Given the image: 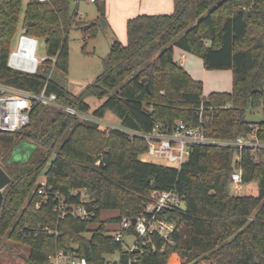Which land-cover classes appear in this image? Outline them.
Segmentation results:
<instances>
[{"label":"trees","instance_id":"16d2710c","mask_svg":"<svg viewBox=\"0 0 264 264\" xmlns=\"http://www.w3.org/2000/svg\"><path fill=\"white\" fill-rule=\"evenodd\" d=\"M72 1L28 0L23 6L22 0H0V85L32 95L54 93L59 103L89 114L82 94L49 75L53 66L68 69L74 23L86 38L93 37L103 18L102 5L96 20L75 22ZM173 1L172 13L126 20V43L112 42L102 73L83 89L102 99L91 115L102 119L111 112L121 128L141 133L156 124L171 132L182 122L210 138L234 140L254 131L264 141V119L245 118L248 109L264 111V0ZM19 28L44 40L47 58L34 73L8 66ZM175 47L199 57L206 69L231 70V89L203 94L201 80L174 60ZM24 140L33 149L26 159L10 162L14 146ZM146 150L136 134L99 129L95 121L32 98L29 123L15 133H0V166L10 178L3 189L0 239L27 246V264H50L57 250L83 256L89 264H111V255L126 264L134 253L108 232L123 217H137L151 191L174 190L184 203L163 214L178 222L171 242L156 234L142 237L155 249L141 243L138 263L264 264V146L239 150L192 143L180 167L141 159ZM235 170L242 185L257 184V195L230 192ZM41 176L44 193L38 192ZM76 189H85L96 205L88 221L60 217L53 209L54 191L77 201L78 195H70ZM105 211L116 213L103 218Z\"/></svg>","mask_w":264,"mask_h":264},{"label":"built area","instance_id":"2783aa9c","mask_svg":"<svg viewBox=\"0 0 264 264\" xmlns=\"http://www.w3.org/2000/svg\"><path fill=\"white\" fill-rule=\"evenodd\" d=\"M41 2L48 0H38ZM79 3L81 0H73ZM95 2L96 0H87ZM38 38L27 35L23 31L19 34L16 48L12 50L8 57V66L23 72L34 73L39 64L47 57L38 58L36 55ZM30 50L31 57L27 55ZM184 54L179 59V64L183 62ZM54 61V58H52ZM31 63L32 67H27ZM36 99L42 105L61 108L68 113L77 115L80 119L92 120L98 123L99 129H105L102 119L77 111L72 107L65 106L57 101L54 93L45 94L42 90L37 95H32L26 91L0 85V133L12 134L29 123V110L31 108V99ZM109 128H120L130 134H136L142 137L147 143L146 154L161 159L164 164L180 167L189 156V147L192 143L218 144L236 146L239 150L242 147L264 146V141L256 138L254 131L248 137H238L234 140H222L210 138L205 135L200 127H187L179 122L171 132H165L156 124L150 132H135L129 129H123L120 126ZM143 159V158H141ZM233 188L241 189V174L235 170L231 174ZM39 193L45 192L44 180L40 182ZM54 198L53 209L60 217L71 216L81 221L90 220L94 214L96 205L92 203L85 189H76L70 191L71 196L78 195L77 201L66 198L58 191L52 193ZM183 195L174 190H154L148 195L147 202L140 214L132 223V218L123 217L113 231L108 232L116 241L125 243L128 253H134L128 258L126 264H140L137 262V253L143 252V244H149L151 249H155L154 243L150 238L142 240V237H149L156 234L164 241L171 242V235L175 231L178 222L174 218H168L166 212H171L183 206ZM132 229V230H131ZM132 231V232H130ZM145 241V242H144ZM50 264H89L83 256L72 255L69 252L57 250L51 257ZM111 264H121L117 258H111Z\"/></svg>","mask_w":264,"mask_h":264},{"label":"rangeland","instance_id":"374dc122","mask_svg":"<svg viewBox=\"0 0 264 264\" xmlns=\"http://www.w3.org/2000/svg\"><path fill=\"white\" fill-rule=\"evenodd\" d=\"M28 0H22L23 6ZM97 0V2H89L87 0H81L79 3L71 2V9L77 10V17L75 22H81L88 24L91 21L96 20L99 17V7L104 6L103 18L99 19L97 25L96 34L93 37H85L81 29L74 23L68 33V69L66 72L55 68L50 69V77L62 84L68 91L75 95L82 94V98L90 105L91 111L102 101L92 95L83 94V89L86 85L91 83L97 76L103 71V60L108 56L111 44L114 40L120 42V33L125 32V16L127 14L126 3L120 0ZM101 19L105 22H111L108 25H103ZM77 22V23H78ZM115 27V31L110 27ZM22 32L20 28L16 32L11 45V51L16 48L17 39ZM84 46V47H83ZM182 51L176 50L174 56L178 60L179 54ZM187 55V58L196 57L193 54L183 52ZM36 55L38 58L46 57L45 43L43 39H38ZM199 59V58H198ZM41 65V63L39 64ZM193 75L196 79L201 80L203 84V94L212 90H229L232 86V74L229 69H202V63L194 66ZM194 77V78H195ZM90 111V112H91ZM89 112L88 115H91ZM245 118L249 121H259L264 119V111L261 108L248 109L245 113ZM101 127H113L119 126L118 118L111 112H107L106 116L102 118ZM66 136V135H65ZM64 136V137H65ZM63 137V138H64ZM29 141V140H27ZM141 158L154 163L164 162L161 159L152 157L143 153ZM23 159L14 160L19 162ZM41 176L38 182L43 181ZM230 192L239 195H257V184L251 182L241 186V189L237 190L231 186ZM115 211H105L102 213V217H109L115 214ZM28 247L20 244L7 237L0 239V264H27L25 258L27 257ZM110 258H116V255H111ZM197 264H208L206 261H201Z\"/></svg>","mask_w":264,"mask_h":264},{"label":"crops","instance_id":"0c3cea01","mask_svg":"<svg viewBox=\"0 0 264 264\" xmlns=\"http://www.w3.org/2000/svg\"><path fill=\"white\" fill-rule=\"evenodd\" d=\"M120 1L127 4L126 8L128 11L127 12L128 16H125L126 20L128 18L133 17V16L138 15V14H168V13H172L174 11V1L173 0H120ZM105 2H107V0H105ZM115 2H116V0H114L113 3H115ZM116 4H117V2H116ZM109 23H111V22L106 21L105 25H108ZM110 27L112 28V30L115 31V27H112V26H110ZM125 27H126V22H125ZM125 32H126V29H125ZM120 35H121L120 36V42L122 44H125L126 40H127V36L125 37L124 34H122V33H120ZM176 50H180V49L175 47L174 53L176 52ZM180 51H182V50H180ZM182 54H184V57H183V62L180 65L184 69H186L192 77H195L193 75V69H195L194 68L195 65L202 63V69H205V67L203 66V62L199 57H198L199 59L196 57H190V59H188L187 55L185 53H183V51L181 52V54H179L178 60H176L175 56H174V60L179 63V59H180ZM229 90H226V91H229ZM212 91H214V90H212ZM217 91H221V90H217ZM208 93H209V91L206 94H208ZM106 114H105V116H106ZM118 124H119V120H118ZM21 143L22 144H21L20 151H18L19 154L15 158V160L22 159L23 155L27 152L28 147L31 144V142L27 141V140L21 141ZM143 160H145V159L143 158ZM27 255H28V251H27Z\"/></svg>","mask_w":264,"mask_h":264},{"label":"water","instance_id":"95a60500","mask_svg":"<svg viewBox=\"0 0 264 264\" xmlns=\"http://www.w3.org/2000/svg\"><path fill=\"white\" fill-rule=\"evenodd\" d=\"M101 23L103 25H105V21L103 19H101ZM146 78H143L142 81H145ZM145 86L148 88V84L146 83ZM21 142L18 143L16 146H14L12 154H11V159L10 162H15V158L18 156L21 148ZM27 144V143H26ZM33 149V145L30 144L28 147L27 152L23 155L22 159H26L27 155L31 152V150ZM20 162V161H19ZM16 163V162H15ZM9 176L7 175V173L3 170V168L0 166V208H1V204H2V200H3V189L4 187L9 183ZM132 223H135V218H132Z\"/></svg>","mask_w":264,"mask_h":264},{"label":"bare ground","instance_id":"6f19581e","mask_svg":"<svg viewBox=\"0 0 264 264\" xmlns=\"http://www.w3.org/2000/svg\"><path fill=\"white\" fill-rule=\"evenodd\" d=\"M27 55L29 56V58L31 57L30 50L27 52ZM27 67L31 68L32 64L31 63H27Z\"/></svg>","mask_w":264,"mask_h":264}]
</instances>
